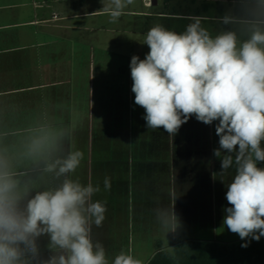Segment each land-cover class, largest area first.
Listing matches in <instances>:
<instances>
[{"label": "clouds", "instance_id": "clouds-1", "mask_svg": "<svg viewBox=\"0 0 264 264\" xmlns=\"http://www.w3.org/2000/svg\"><path fill=\"white\" fill-rule=\"evenodd\" d=\"M133 0H103V10L115 23ZM185 31L162 25L145 35L150 51L130 60L134 103L145 110L146 127L163 128L172 139L195 116L215 124L220 175L235 168L226 184L223 226L244 241L264 237V0H231L217 21L216 35L202 25L206 17H189ZM0 108V264H110L93 228L106 219V202L93 200L101 191L91 182L72 179L84 154L73 150L78 117L58 120L43 112L26 127L10 126ZM223 154V155H222ZM213 177L217 173L212 174ZM104 190L111 178L105 176ZM170 205H158L153 214L169 244L183 227ZM48 238L44 258L38 243ZM111 264H143L131 252L121 251Z\"/></svg>", "mask_w": 264, "mask_h": 264}, {"label": "rangeland", "instance_id": "rangeland-1", "mask_svg": "<svg viewBox=\"0 0 264 264\" xmlns=\"http://www.w3.org/2000/svg\"><path fill=\"white\" fill-rule=\"evenodd\" d=\"M230 6L231 0H133L113 23L103 10V0H88L84 5L73 0L51 3L50 9L38 12L33 0H0V62H3L0 66L3 69V72L0 70V91L16 87L25 89L18 94L0 96V108H7L5 121L12 127L23 128L43 112L54 115L58 120L78 117L72 148L82 151L87 157V162L82 161L77 169L75 174L78 175L85 165H88L86 171L89 175L97 169L102 163L99 156H108L118 150L123 159L118 217L107 218L114 231V241L105 248L110 264L122 250L131 252L143 264L151 260L158 243L168 250L163 232L154 224L152 209L158 205H170L172 201L169 194L167 201L159 203L158 198L154 201L155 195L149 196L146 188L149 185L153 189L154 185L159 187L163 184L167 170L170 189L171 175L176 172L168 161L167 169L163 161L160 163L157 159L159 154L154 155L156 149H161L163 155L168 150L170 155L169 147L162 143L170 138L163 128L155 131L147 128L143 119L145 110L134 103L131 57L145 58L150 49L144 44V38L155 25L182 33L191 22L189 17L200 15L206 17L202 25L216 35L224 28L216 18ZM53 11L60 19L51 20ZM44 18L50 21L40 22ZM17 55L24 59L23 63L17 66L8 64L7 58ZM30 86L37 87L31 90L28 89ZM216 123L205 125L193 116L173 138H219L215 132ZM144 140H159L158 146L149 148L151 162L139 156L145 153ZM185 152L192 153L191 149ZM130 155L136 159L132 169L136 190L128 196ZM257 166L264 167V163ZM178 173V181L174 178L175 187L181 180L190 181L183 180L189 174L186 170ZM234 175L235 172L228 175V183ZM161 176L163 180L160 183ZM139 185L146 187L139 190ZM145 197L149 198L148 202ZM112 214L116 215V211ZM222 224L216 221L217 241L214 242L221 245L235 243L233 240L239 236ZM107 227L103 228L105 233L110 228ZM97 229L93 228L94 240H100ZM190 232L186 234L181 228L176 240L186 236L213 237L211 231L199 235L195 230ZM175 237L171 234L168 237L171 246L180 244L172 241Z\"/></svg>", "mask_w": 264, "mask_h": 264}, {"label": "crops", "instance_id": "crops-1", "mask_svg": "<svg viewBox=\"0 0 264 264\" xmlns=\"http://www.w3.org/2000/svg\"><path fill=\"white\" fill-rule=\"evenodd\" d=\"M7 1V0H4ZM24 1V0H21ZM71 0H33L35 5V10L38 12L39 10H45L50 9V4L53 5L57 2H66ZM76 3L79 2L80 5H84L88 0H73ZM147 5V4H146ZM148 6V5H147ZM57 14L53 11L52 13V19H60L58 16L56 18ZM200 16V15H196ZM66 18V17H65ZM50 21V19L44 18L40 22L47 23ZM6 54V53H3ZM7 58V57H6ZM9 59L8 64L12 65H21L23 63L22 60H24L21 56H13ZM2 60V59H1ZM3 64V62H0V66ZM2 69V67H1ZM0 69V70H1ZM3 72V69H2ZM1 73V71H0ZM1 82V81H0ZM37 86H30L28 89H35ZM25 89L16 87L13 90H7V91H0V96L3 94H18L23 92ZM17 96V95H14ZM159 140L154 141H143V146L146 148L144 151L145 153L142 155H139L142 160H145L146 162H151L150 155L148 156V153L150 152V147L158 146ZM219 138L216 137H210L207 139H200V138H187V137H178V138H172L169 141L165 140L162 143H165L166 147H169L170 149V155L167 153V151H164V155L161 153V149H156L154 151V155L159 154L158 160L160 163L162 161L164 164L168 161V163L171 164V166L176 170L175 174L171 175V181L172 185L170 186V189L167 185V170L164 173L165 182L163 184H160L159 187L157 185H154V188L147 186V193L151 195H155L154 201L159 200V203L162 201H167L168 194L172 191H175L179 197L175 201V207L177 215L180 217L184 233L188 234L191 233L190 231L195 230L196 234L199 235L201 233L210 232L212 233L213 237L201 235V236H186L183 238H180L179 240H176L175 238H172L174 242L177 243H183L188 241H199V242H206V243H212L216 240V233H215V227H216V221L219 220L223 223V219L225 216V213L223 209L225 207H228L227 200L225 199V194L227 191L226 184H228V175L231 174V172H235V168L229 169L225 174L220 175L219 171L221 169V161L220 159L216 158L213 155V149L217 148L219 145L218 143ZM162 143L159 145L161 146ZM199 147H207V148H199ZM262 147H264V142H262ZM191 149V154H186L185 151H189ZM116 150V149H115ZM149 150V151H148ZM166 150V149H165ZM223 155V154H222ZM101 158L100 160L102 163L98 165L97 169H95L91 174L89 175L86 171V168H88V165L81 168V171H79V175L72 173L71 178L72 179H79L82 184H87L88 182H91L93 185H99L101 188V191L96 193L93 196V200H99L102 202H106L107 207V215L106 219L103 222V226L98 228V234L100 235V240L104 242V244L107 243L105 248H109L110 242L114 241V231L112 229V223L111 221H108V219H112L113 216L118 217V210L120 208V178L122 174V158L119 154V151L116 150V152H113L111 155L108 156H99ZM135 158V157H134ZM128 166H127V174H128V181L130 185V189L128 192V196L131 194L133 195L135 193V174L133 175L132 169L135 164V160L130 155L128 157ZM148 159V160H147ZM83 162H87V157H84L82 160ZM153 163V162H152ZM162 166V165H161ZM171 167V168H172ZM162 168V167H161ZM165 168L167 169V164L165 165ZM182 169L186 170L189 174L188 176H184V179H190V183L188 182H180V185L176 186L174 185L175 181L174 178L178 181L180 175L178 172H182ZM178 170V171H177ZM217 173L215 177H213V173ZM83 173V174H82ZM82 174V175H81ZM105 176H108L111 178V189L110 191L104 190L103 181ZM163 177H160V183L162 182ZM182 179V177H181ZM227 179V181H226ZM226 183V184H224ZM144 186V187H143ZM145 185H139L140 188L144 189ZM145 189V190H146ZM144 191V190H142ZM145 201L148 202L149 198L145 197ZM143 201V200H142ZM144 202V201H143ZM150 203V202H149ZM116 211V215L112 214ZM108 218V219H107ZM153 221V220H152ZM109 225H106L108 224ZM111 223V225H110ZM154 224L158 225L156 220H154ZM223 225V224H222ZM110 228L106 233L104 232L103 228ZM159 226V225H158ZM225 232V230H223ZM176 236V235H175ZM261 239H264V237H261ZM162 241V240H158ZM234 242L242 241L240 238L233 240ZM41 249L42 256L44 258H47L49 255L47 244H48V238L41 237L38 241ZM111 245V244H110ZM178 245V244H177ZM176 246V245H175ZM111 246L110 248H112ZM163 248V247H162ZM164 249V248H163ZM166 249V248H165ZM164 249V250H165ZM156 253V250L154 254ZM152 255V257L154 256ZM147 264V263H146Z\"/></svg>", "mask_w": 264, "mask_h": 264}, {"label": "trees", "instance_id": "trees-1", "mask_svg": "<svg viewBox=\"0 0 264 264\" xmlns=\"http://www.w3.org/2000/svg\"><path fill=\"white\" fill-rule=\"evenodd\" d=\"M242 243L183 242L175 246L176 259L158 243L156 253L147 264H264V239L252 240L246 248L241 247Z\"/></svg>", "mask_w": 264, "mask_h": 264}]
</instances>
